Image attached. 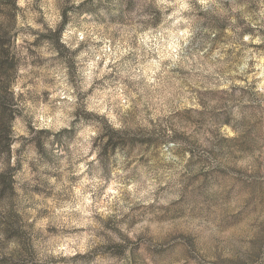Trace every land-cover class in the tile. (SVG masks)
Here are the masks:
<instances>
[{"label": "clouds", "instance_id": "clouds-1", "mask_svg": "<svg viewBox=\"0 0 264 264\" xmlns=\"http://www.w3.org/2000/svg\"><path fill=\"white\" fill-rule=\"evenodd\" d=\"M0 264H264V0H0Z\"/></svg>", "mask_w": 264, "mask_h": 264}]
</instances>
